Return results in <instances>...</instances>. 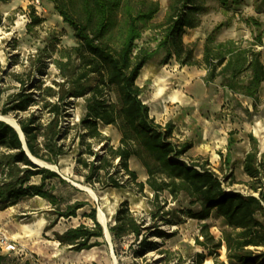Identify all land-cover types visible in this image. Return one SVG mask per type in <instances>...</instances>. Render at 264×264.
<instances>
[{
    "label": "trees",
    "instance_id": "obj_1",
    "mask_svg": "<svg viewBox=\"0 0 264 264\" xmlns=\"http://www.w3.org/2000/svg\"><path fill=\"white\" fill-rule=\"evenodd\" d=\"M13 0H0L9 4ZM54 4L55 10L74 31L77 46L64 50L61 60L56 62L61 72L62 82L45 86L35 74H42L46 62L31 61V75L14 74L19 92L12 96L3 109V115L29 112L18 119L30 154L36 159L58 166L68 149L65 139L71 129L66 123L69 111L75 101H85L86 113L80 120L83 130L81 143L85 151L77 159V169L85 178V183L93 188L96 183L103 188L126 189L135 185L139 192L148 186L156 202L151 212L154 224L138 219L124 202L108 225L114 253L119 264L127 241H131L132 264H155L146 256L158 250L159 243L153 238L167 240L173 237L162 229L163 225L179 226L184 219L202 222L197 245L207 254H197L195 264H203L211 258L214 264H264V160L260 158L259 140L253 133L248 134L251 150L243 161V172L249 179L246 183L250 193L227 191L225 185L238 184L234 175L220 176L209 164H191L185 160L192 149L190 142L178 144L173 140L174 125L156 123L150 116L149 107L143 102L145 89L136 82L143 68L158 53L165 52L162 64L172 58L181 66L203 68L208 85L221 79V86L235 95H242L253 101L257 107L264 86V63L262 52L263 36L256 37L254 43L246 46L242 42L228 40L215 42L216 33L228 24L219 25L205 44L203 58L197 60L192 48L185 45L183 37L188 30L201 25V16L208 13L207 0H168L166 16L160 24L153 20L159 14L160 4L152 0H44ZM228 11L239 6L242 0H213ZM256 11L264 12V0H257ZM0 16V22H1ZM43 20L31 16L29 30L40 26ZM156 33L155 48L143 45L138 48L143 33ZM55 53V44L53 46ZM51 58V56H50ZM17 56L12 59L18 64ZM55 63V61H54ZM110 94H114L111 99ZM47 111L49 118L42 122L41 113ZM113 126L121 134L120 145L114 148L109 139L99 130V125ZM94 140L103 145V155L94 153ZM235 132L228 137L227 165L231 164V150L236 144ZM94 157L88 161L83 155ZM136 158L145 168L148 179L139 182L137 173L130 168V160ZM79 167V168H78ZM128 179L123 180L121 176ZM41 177L39 185L32 184L34 177ZM57 179L66 181L56 172L43 169L28 158L20 134L9 124L0 121V211L17 205L22 200L35 197L46 200L55 216L53 228L62 218L77 217V212L85 204L76 202L63 207V200L54 194V187L47 189L46 182ZM168 193L174 200L184 196L189 207L183 210H166L161 205V196ZM197 208V209H194ZM89 217L94 226L81 225L64 233H55L60 246L75 252L89 251L106 245L104 228L97 220V211L92 209ZM216 217L222 221L220 237L211 233L208 221ZM225 248L226 260H220V251ZM167 253V252H165ZM164 253V254H165ZM161 262L172 261V256H164ZM9 257L0 254V264H9ZM176 264H185L181 259Z\"/></svg>",
    "mask_w": 264,
    "mask_h": 264
},
{
    "label": "rangeland",
    "instance_id": "obj_2",
    "mask_svg": "<svg viewBox=\"0 0 264 264\" xmlns=\"http://www.w3.org/2000/svg\"><path fill=\"white\" fill-rule=\"evenodd\" d=\"M13 0L9 4L0 6V116L3 109L19 92V85L14 81V74H24V79L31 75L29 66L31 61L38 64L43 60L46 68L42 74H35L36 80H41L45 86H53V82H62L61 72L56 62L61 60L64 50L77 46V39L70 26L64 23L62 17L55 10L54 4L39 0ZM160 4V12L153 20L154 24L163 22L167 10L168 0H152ZM257 0H242L239 6H232L228 11L213 0H207L208 13L201 16V25L195 30H188L183 37L185 45L194 50L195 58H203L204 47L207 39L213 35L215 29L221 24H228L215 35L216 43L228 40L242 42L244 46L254 43L256 37H264V12L256 11ZM35 15L43 20L40 26L29 30L31 16ZM156 33L146 30L142 40L137 42L138 48L150 45L155 48L153 39ZM264 42V38H263ZM55 44V53L53 46ZM262 52L264 63V47H256ZM17 56L18 64L14 66L12 59ZM51 56V58H50ZM166 57L165 52L158 53L143 68L136 84L145 89L142 96L143 102L150 109V116L156 123L165 126L169 122L174 125L173 140L178 144L192 143V149L187 153L185 160L191 164H209L220 178L231 175L238 184L225 185L227 191L250 193L246 183L248 178L243 172V161L251 150L248 134L253 133L259 140L260 158L264 160V86L260 93V103L257 110L253 101L242 96L232 94L221 86V79L208 85L205 82L207 72L197 66H181L175 58L167 64H162ZM55 61V63H54ZM162 91V93H159ZM177 95L178 100L172 101L170 97ZM111 99L115 95L110 94ZM85 101H75L70 109L66 123L70 130L65 139L68 153L62 157L54 170L66 184L57 179L46 182V188L54 187V194L63 200V207L68 204L82 202L85 206L77 212V217L60 219L53 228L51 224L55 216L50 214L51 205L44 199L35 197L19 202L4 211H0V254L8 256L9 264H119L115 253L106 236L101 242L106 245L95 247L89 251L75 252L67 247L60 246L55 233H64L68 229L81 225L93 227L89 217L92 209L97 211V220L102 212L109 224L114 223V217L124 202H128L130 210L140 220H146L148 225L154 224L151 212L155 210L156 202L152 203L154 194L146 186L141 193L130 185L126 189L103 188L96 183L93 188L85 183V178L80 171L87 174L86 170L77 169V159L85 151L79 137L83 134L80 120L85 115ZM166 106V109H162ZM40 110L39 107L33 111ZM163 110V111H162ZM29 111V112H33ZM162 111V112H161ZM10 113L9 117L16 121L28 116V113ZM161 113L156 115V113ZM42 122L49 118L47 111L41 113ZM99 130L104 137L109 139L108 144L114 148L120 145L121 134L113 126L99 125ZM235 132L236 144L232 147L231 164L227 165L228 137ZM92 143L94 153L104 154L103 145L97 141ZM94 161V157L83 155ZM130 168L139 177V182L146 183L148 176L145 168L136 159L130 160ZM45 169V168H43ZM53 171V172H54ZM122 176V174H121ZM123 180L128 177L123 175ZM32 184L39 185L41 177H34ZM83 188L90 189L92 193ZM161 205L166 204V210H183L189 207V200L181 196L174 200L168 193L161 196ZM194 209H197L194 207ZM208 223L212 226L211 233L220 237L222 221L216 217ZM202 222L193 219H184L179 226L163 225L162 229L173 234L167 240L153 238L159 243L158 250L149 252L146 256L155 264L165 257L172 256V261L167 264H176L181 259L185 264H195L197 254L207 252L197 245L200 237ZM103 227V226H102ZM104 228V227H103ZM105 233V229H104ZM6 238L15 250L8 252L2 246V239ZM131 241L124 246L125 252L121 255L123 264H132V252L129 249ZM114 251V249H113ZM167 252V253H165ZM165 253V254H164ZM115 256V257H114ZM211 259V258H207ZM206 259V260H207ZM212 260V259H211ZM220 260H226V251H220ZM213 262V260H212ZM214 264V262H213Z\"/></svg>",
    "mask_w": 264,
    "mask_h": 264
},
{
    "label": "bare ground",
    "instance_id": "obj_3",
    "mask_svg": "<svg viewBox=\"0 0 264 264\" xmlns=\"http://www.w3.org/2000/svg\"><path fill=\"white\" fill-rule=\"evenodd\" d=\"M159 93H162V91H160ZM170 99H171L172 101H177V100H178V97H177V95H172V96L170 97ZM0 120H5L7 123H9V124H11L12 126L18 128L17 121H16L14 118H12V117H9V116H0ZM31 160L34 162V164H36V165H38V166H40V167H43V168H50V169H53V170L56 169L55 166H52V165H50V164H47V165H46V164H43L42 162H39L40 160H38V161H36V160H34V159H31ZM83 189H84L86 192L92 193V192L90 191V189H87V188H83ZM99 219H100L101 223H102L104 226L107 225L106 218H105V216H104V214H103L102 212L99 214ZM203 264H213V262H212L211 259H207V260L204 261Z\"/></svg>",
    "mask_w": 264,
    "mask_h": 264
},
{
    "label": "water",
    "instance_id": "obj_4",
    "mask_svg": "<svg viewBox=\"0 0 264 264\" xmlns=\"http://www.w3.org/2000/svg\"><path fill=\"white\" fill-rule=\"evenodd\" d=\"M0 121H3V122H5V123H7L5 120H0ZM7 124H9V123H7ZM10 126H12L11 124H9ZM17 125H18V128H16V127H14V126H12L13 128H15L16 129V131L20 134V137H21V139H22V141H23V143H24V148H25V150H26V152H27V156H28V158L31 160V159H34V160H36V161H38V159H36L35 157H33L31 154H30V152L28 151V149H27V147H26V143H25V138H24V135H23V133H22V131H21V129H20V126H19V124H18V122H17ZM32 161V160H31ZM33 162V161H32ZM39 162H42L43 164H48V163H45V162H43V161H39ZM33 164H34V162H33ZM36 165V164H35ZM36 166H38V165H36ZM38 167H40V166H38ZM40 168H43V167H40ZM45 169H48V170H51V171H54L53 169H50V168H45ZM55 172V171H54ZM98 222L104 227V229H105V236H106V238H107V240H108V242H109V244L111 245V248H112V244H111V236H110V233H109V230H108V227H107V225H103L102 223H101V221L100 220H98ZM112 253L114 254V251H113V248H112ZM115 257V256H114Z\"/></svg>",
    "mask_w": 264,
    "mask_h": 264
},
{
    "label": "built area",
    "instance_id": "obj_5",
    "mask_svg": "<svg viewBox=\"0 0 264 264\" xmlns=\"http://www.w3.org/2000/svg\"><path fill=\"white\" fill-rule=\"evenodd\" d=\"M36 1L38 4L40 3L39 0H36ZM2 246H4V249L8 252L15 250V246L12 245L6 238L2 239Z\"/></svg>",
    "mask_w": 264,
    "mask_h": 264
},
{
    "label": "crops",
    "instance_id": "obj_6",
    "mask_svg": "<svg viewBox=\"0 0 264 264\" xmlns=\"http://www.w3.org/2000/svg\"><path fill=\"white\" fill-rule=\"evenodd\" d=\"M166 106H167V105H166ZM166 106L164 105V107H163L162 109H166ZM162 111H163V110H162ZM162 111H161V112H162ZM159 114H161V113H159V112L156 113V115H159Z\"/></svg>",
    "mask_w": 264,
    "mask_h": 264
}]
</instances>
